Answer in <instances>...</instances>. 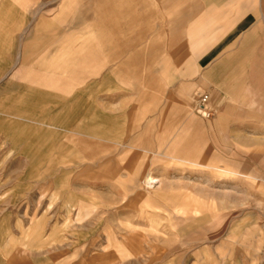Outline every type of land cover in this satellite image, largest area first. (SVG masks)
Returning <instances> with one entry per match:
<instances>
[{"label":"rangeland","instance_id":"rangeland-1","mask_svg":"<svg viewBox=\"0 0 264 264\" xmlns=\"http://www.w3.org/2000/svg\"><path fill=\"white\" fill-rule=\"evenodd\" d=\"M48 1L0 0V264H264V155L218 123L199 63H177L181 48H160L171 44V15L155 19L158 32L101 36L98 20H84L83 0L69 7L75 19L66 0ZM243 3L235 0L236 16ZM83 35L98 51L88 64L106 71L81 85L65 74L51 82L49 60ZM202 94L210 118L196 107ZM117 142L183 144L192 153L135 157L137 173L160 181L148 187L145 178L127 193L108 173L100 178L126 154Z\"/></svg>","mask_w":264,"mask_h":264},{"label":"crops","instance_id":"crops-1","mask_svg":"<svg viewBox=\"0 0 264 264\" xmlns=\"http://www.w3.org/2000/svg\"><path fill=\"white\" fill-rule=\"evenodd\" d=\"M82 2L84 20L90 24L93 20H98V27L101 29L98 34L101 36L158 32L155 19L167 14L171 15L165 21V25L170 27L164 29L174 32L169 39L171 44H164L160 48L164 46L181 48L173 53V56L177 57L175 60L177 63H199L201 83L205 82L210 92V103L217 109L218 123L226 126V131L229 133L239 132V139L253 140L251 145L257 149V154L264 155V4L262 1L259 2L258 7H252L251 0H244L243 12L237 16L235 0H83ZM65 5L68 16L74 15L75 19L74 11L71 10V13L69 10V7L75 5V0H66ZM109 20L112 21L110 24ZM37 22H40V19ZM68 28L73 30L75 25ZM109 29L117 30L110 32ZM115 43L121 44L122 41L116 40ZM72 45L61 51L59 56L49 60L54 65L51 70L55 71V75L48 77L51 82L59 84L61 80L70 77L73 83L81 85L84 78L103 74L106 71L100 63L88 64L91 60L97 59L98 51L92 37L90 39L83 35ZM63 74L66 77L62 79L60 76ZM37 79L41 80L39 77ZM81 100H76L77 108H83ZM154 102L157 103L156 98ZM141 106L139 101L136 102L132 112H137ZM15 118L32 121L26 116H15ZM37 122L50 129L73 132L81 136L86 134V131L77 128H64L52 122ZM105 138H109L108 134ZM117 143L124 148L126 154L120 158L115 167L103 166L100 175L108 173L110 178L115 180L117 187H121L127 193L132 192L135 186L141 185L146 177L158 176L152 173L143 175L137 173L136 165L132 164L135 157L144 154L150 160H156L155 162L167 157L174 161H183V157L176 154L192 153L187 146L183 147V144L156 148L152 143ZM110 150L104 147L101 152ZM194 157L199 156L194 154ZM187 161L211 173L215 171L228 174L234 171L239 173L237 176L239 178H255L238 168L212 165L206 160L187 159ZM120 170L128 173V179H117ZM102 177L106 176H100ZM130 203L133 204L134 200H130ZM90 212L91 209L86 208L84 215L87 216Z\"/></svg>","mask_w":264,"mask_h":264},{"label":"built area","instance_id":"built-area-1","mask_svg":"<svg viewBox=\"0 0 264 264\" xmlns=\"http://www.w3.org/2000/svg\"><path fill=\"white\" fill-rule=\"evenodd\" d=\"M208 95L202 94L199 97L198 103H197V109L201 111V113L207 117L210 118L212 116V109L208 106Z\"/></svg>","mask_w":264,"mask_h":264},{"label":"bare ground","instance_id":"bare-ground-1","mask_svg":"<svg viewBox=\"0 0 264 264\" xmlns=\"http://www.w3.org/2000/svg\"><path fill=\"white\" fill-rule=\"evenodd\" d=\"M228 173L239 175L238 172H234V171L233 172H228ZM240 175H242V174H240ZM158 181H160L158 178H154L152 176H149V177H146V181L145 182H146V184H147L148 187H151L153 185V183H156Z\"/></svg>","mask_w":264,"mask_h":264}]
</instances>
